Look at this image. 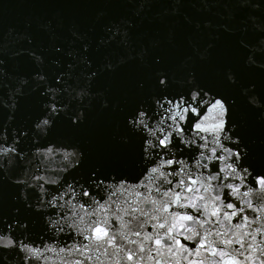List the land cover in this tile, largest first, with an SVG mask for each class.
Returning a JSON list of instances; mask_svg holds the SVG:
<instances>
[{"label":"snow or ice","instance_id":"snow-or-ice-1","mask_svg":"<svg viewBox=\"0 0 264 264\" xmlns=\"http://www.w3.org/2000/svg\"><path fill=\"white\" fill-rule=\"evenodd\" d=\"M151 8L138 0L130 16L106 26L97 50L133 49ZM169 14L179 16V7ZM29 28H9L0 47V110L8 113L0 122V201L10 200L0 211V264H264V151L244 139L238 104L243 97L264 114L255 85L228 67L225 87L191 70L175 87V75L157 68L149 95L125 114L122 152L100 158L80 140L93 101L104 96L95 82L128 61L144 63L148 49L96 67L84 35L72 31L65 50L46 27V49ZM216 32V41L238 33L244 67L264 71V0H238ZM175 38L172 29L167 39ZM7 41L19 46L9 53ZM214 47L193 51L208 62Z\"/></svg>","mask_w":264,"mask_h":264},{"label":"water","instance_id":"water-1","mask_svg":"<svg viewBox=\"0 0 264 264\" xmlns=\"http://www.w3.org/2000/svg\"><path fill=\"white\" fill-rule=\"evenodd\" d=\"M152 4L149 20L146 21L134 34L133 49L125 50L116 45L100 47L98 42L105 37V28L123 17H128L138 4L134 0H0V47H3L4 38L9 28L17 32L25 30L26 26L35 40L42 48L51 49L46 27L55 33L56 43L63 44L67 50L72 41L71 32L76 31L86 37L92 45L90 53L94 66L99 67L105 63L118 64L121 57H127L129 52L133 56L141 47L148 49V56L144 63L131 60L116 68L115 72H105L95 82L93 91L103 92L104 96L93 101V108L89 112L85 129L80 140L87 147L96 150L100 158L116 155L122 152L119 146L120 137L127 134L125 126L126 112L146 98L155 84L153 79L157 68L163 67L175 75L177 84L185 80L189 70L194 71L197 78L205 83L212 82L218 87H225L222 74L231 67L237 72L238 78L244 86L254 84L256 92L264 98V71L244 67L246 53L239 49L236 36L227 37L223 33L219 41L214 40L218 33L216 29L229 19L230 11L238 0H150ZM179 7L180 15H164L171 13L172 9ZM160 19H154L155 17ZM189 17L192 25L184 23L183 18ZM210 22L211 29L196 30L193 25ZM174 29L176 38L171 43L167 33ZM160 41L159 47L153 49L151 42ZM11 51L18 47L14 41H7ZM209 43H214L208 62L200 61L194 54L193 48L203 50ZM80 50V42L74 45ZM163 56L162 65H154L153 57ZM188 57H192L188 67L183 65ZM49 58H52L51 54ZM62 60L66 59L60 57ZM46 70L51 71L48 66ZM144 84L140 90L138 85ZM231 95L239 96L238 89H226ZM106 99L109 107L104 109L101 102ZM240 116L243 119L242 134L246 141H255L258 151H264V118L260 111L252 109L245 98L238 100ZM8 113L0 110V122L6 119ZM19 118V114H18ZM64 130L58 129L57 133ZM10 200L5 204L0 201V211L6 210Z\"/></svg>","mask_w":264,"mask_h":264},{"label":"clouds","instance_id":"clouds-1","mask_svg":"<svg viewBox=\"0 0 264 264\" xmlns=\"http://www.w3.org/2000/svg\"><path fill=\"white\" fill-rule=\"evenodd\" d=\"M262 118H264V114H262ZM225 154H226V156L231 157L234 154V152H230V151H227V149H225ZM236 175H237V177H239V173H237ZM217 191L219 192L220 189H217Z\"/></svg>","mask_w":264,"mask_h":264}]
</instances>
